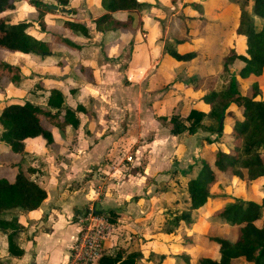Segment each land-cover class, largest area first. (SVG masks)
Returning <instances> with one entry per match:
<instances>
[{"label": "crops", "instance_id": "obj_1", "mask_svg": "<svg viewBox=\"0 0 264 264\" xmlns=\"http://www.w3.org/2000/svg\"><path fill=\"white\" fill-rule=\"evenodd\" d=\"M138 1L143 5L127 21L122 18L123 11L114 12V22L118 24L106 30H97L95 20L105 13L100 0H75L73 4L68 0L67 6L62 8L69 11L59 18L82 21L87 28V36L64 33L78 46L77 49L56 47L43 58L12 53L14 57L18 56L19 61L8 63L20 67L22 79L17 85L8 81L3 87L0 85V103L2 99L4 104L9 100H26L45 107L48 89L56 87L71 110L79 104L88 114L77 112L78 124L73 128L63 123L61 111L58 116L61 130L51 129L53 142L48 144L39 137L25 139L20 155L11 153L0 142V169L8 175L19 169L46 192V198L37 211L20 217L22 229L17 238L23 251L20 257L8 255L5 235L0 232V261L8 260L10 264H63L68 248L77 235L79 222L75 220L76 216L91 206L101 210V215H107L104 212L114 208L107 205L110 200L115 201L114 196H108V192L111 188L118 191L119 181L112 185L110 180L106 190L101 187L104 193L99 201L95 196H98L97 187H93L98 179L91 172L102 164L104 155L109 156L108 160L115 156L116 152L111 150L117 148L122 136L132 132H136L139 138L149 135L145 147L139 146L135 150H146L149 154L143 171L145 174L155 164L156 151L169 149L167 142H158L160 134L163 133L164 137L166 134L173 140L180 135H172L160 117L174 112L180 114L185 103H190L188 111L192 107L204 110L201 101L193 97L191 91L184 93L185 88L191 86L190 74L194 71L191 64L197 55L186 63H176L170 58L167 52L173 50H166L167 36L162 30L165 20L161 24L159 21L165 11L172 13L178 2L174 5L176 1L172 3L171 0ZM194 1L185 4L197 15L198 11L190 7ZM15 3V9L8 13L17 16V11L19 15L26 9L34 12L35 7L27 4L26 0ZM183 4L182 1L180 7ZM71 10L73 13H69ZM47 14L54 13L45 12L44 18ZM187 17V21L193 18L191 15ZM31 27L34 29L31 33L36 38L47 36L35 22ZM180 36L172 37V40H183L181 43L172 41L174 50L187 52L185 49L192 42V37L189 34ZM76 64L83 67V71L77 72L74 69ZM32 84H36L37 88L34 93L28 89ZM188 111L180 114L181 118ZM202 144L197 148L199 154Z\"/></svg>", "mask_w": 264, "mask_h": 264}, {"label": "trees", "instance_id": "obj_2", "mask_svg": "<svg viewBox=\"0 0 264 264\" xmlns=\"http://www.w3.org/2000/svg\"><path fill=\"white\" fill-rule=\"evenodd\" d=\"M16 1L0 0L2 53L31 54L43 58L49 56L56 47L77 49L78 46L69 40L67 34L87 36L84 22L61 18H52L47 22L44 18L45 12L54 13V9L40 1L31 0L37 9L35 24L41 32L47 34L45 38H36L30 31L34 29L29 22H9L2 15L13 11ZM54 1L60 7H65L68 3V0ZM206 1L196 0L190 3V7L199 12ZM216 2L218 4L219 0ZM142 5L138 0H100V6L105 13L95 20V28L106 30L118 24L114 22V12L123 11L122 18L127 21ZM236 5L239 11L237 33L244 37V53H229L224 60L226 63L239 61L241 66L235 72L238 78L254 80L240 92L236 88L234 76L230 75L225 88L210 90L199 98L203 106L209 107L207 113L192 107L183 120L177 112L160 117L172 135L182 132L190 135L196 131L214 134L212 139L204 137L199 168L186 183L183 182L186 198L180 206L183 210L182 217L189 224V232L186 233L185 239L177 237L174 240L179 238V242L172 244L187 250L185 254L180 253L183 264H189L190 261H194L193 264H230L233 259H240L245 264H264V98H257V78L261 76L264 68V0H251L249 7L246 0ZM174 41L181 43L183 40ZM194 53L175 50L167 52L176 63L192 60ZM74 69L79 73L83 71L79 64H76ZM21 79L20 67L4 61L0 56V82L6 80L12 85H17ZM61 111L63 123L73 128L78 124L75 116L77 112L88 114L79 104L71 110L63 102V95L56 87L48 89L45 107L26 100H9L0 107V142L4 143L11 153L18 155L23 153L25 139L39 137L51 144V129L61 130V123L58 121ZM207 118L210 120L208 123L204 122ZM225 136L229 138L228 141L223 139ZM219 179L228 184L232 181L238 185L242 184L245 188L244 194L240 198H230L225 193L210 196L212 187ZM211 197L220 203L212 212V217L219 220L218 224L225 232L235 229V239L229 241L222 236L205 235L203 239L216 246V255L210 256L201 252L194 257L189 254V250L194 245L201 247L195 243V220L188 219V212L199 210ZM45 198L46 192L34 181L26 178L21 170L16 169L12 175H8L0 169V232L5 235L9 256L20 257L23 253L17 240L19 230L22 229L20 217L25 213L37 211ZM93 211L101 213L97 208ZM104 213H108L111 220L118 216L112 209ZM155 246L154 250L157 252ZM167 246V242H164L159 250L162 251L164 247L168 250ZM141 253V248L136 251L118 248L111 254L104 252L96 261L97 264H136V261L142 258ZM0 264L10 263L3 260Z\"/></svg>", "mask_w": 264, "mask_h": 264}, {"label": "rangeland", "instance_id": "obj_3", "mask_svg": "<svg viewBox=\"0 0 264 264\" xmlns=\"http://www.w3.org/2000/svg\"><path fill=\"white\" fill-rule=\"evenodd\" d=\"M26 1L27 4L32 5L31 0ZM39 1L55 5L53 0ZM173 1H176L174 5L177 2L178 4L174 6V11H172H178V13L165 11V15L161 14L159 17L160 24L165 20L162 23V30H165L167 36L166 50L176 49L172 37L179 38L180 35L186 37L189 34L192 37V42L189 46H186L185 50L193 51L197 55V58L191 64L194 68V71L190 74L192 75L191 86L185 88L184 93L188 94L191 91L193 97L199 100L202 95L208 94L210 90L218 91L225 88L230 75L234 76L236 88L243 92L254 78L239 79L235 72L241 66V63L237 60L226 63L224 59L226 55L232 52L235 54L244 53V37L242 34L237 33L239 11L236 5L237 3L242 4L244 0H234V3L228 0H219L218 4L216 0H207L201 6V11L197 15L190 11L187 7L188 4H185L192 0ZM182 1L185 5L183 4L181 7L184 9L180 7ZM72 2H75V0H71ZM250 3L251 0H246L248 7ZM33 11L35 12L37 9L35 8ZM247 11L250 13V8ZM34 12L31 9H26L20 15L17 11V16L8 12L2 15L9 22L26 20L32 26V22H35L36 14ZM64 12L66 11L55 9L54 14L45 16V20L48 22L52 18L63 17ZM186 14L187 16L191 15L192 20L187 21L189 18ZM0 56L6 62L19 61L18 56L14 57L12 53L0 52ZM5 83L7 81L3 80L0 85L3 87ZM257 84L259 92L257 98H264V68L261 76L257 78ZM28 89L34 93L37 90L36 84H32ZM181 97L183 96L181 95ZM3 102H5L4 99L1 100L0 107L4 104ZM189 105L190 103H185L184 106L182 104L180 114L184 115L188 111ZM202 107L207 113L209 107ZM180 114L179 117L181 118ZM183 119L181 118V120ZM58 121H60V118H58ZM209 121L208 118L204 119L206 123ZM195 133L193 136L188 137L185 132H182L176 140L167 137L166 134H164L165 137L163 133L160 134L158 142H167L169 149L156 151L157 159H155L153 167L151 166L146 172L147 174H144L143 171L146 169L149 154L146 150L139 152H135V150L139 146L145 147L149 135L139 138L136 132H132L125 137L122 136L116 145L117 148L111 150L116 152L115 156L108 160L109 156L104 155L105 160L102 161V164L91 172L94 174L95 179H98L97 184L93 185V187H97L98 192V196L95 195L96 201H99L103 196V189L106 190V184L108 185L110 180L112 185L114 182L119 181L120 189L116 191V189L111 188L108 192V196H114L113 199H115V201L110 200L108 202V207H114L111 208L113 211L118 210V212H115L118 216L113 220L110 219L109 214H96L92 211L93 206L90 207L93 215L102 216L107 220L112 231H110L109 238L103 241L102 254L104 252L107 254L114 253L118 248L125 251H136L141 248L142 258L138 259L136 264H183L180 253L185 254L187 250L172 245L179 242V238L184 237L185 239L186 233L189 232V224L182 217L183 210L180 206L186 198L183 182L186 183L199 168L201 156L197 148L200 143L202 144L204 136L208 139L214 137V134L207 132L196 131ZM223 139L228 141L229 138L225 136ZM120 143L122 145L118 147ZM244 189L242 184L238 185L234 181L228 184L225 180L219 179L217 184L212 187L210 196L214 197L225 193L230 198H240L244 194ZM212 197L199 210L188 212V219L195 220L194 226L196 229L193 231L195 243L197 242L198 246L201 247L198 248L194 245L189 250V254L193 256L201 252L210 256L216 255V246L205 241L203 239L205 235H218L229 241L235 239V229L225 232L223 227L218 224L219 220L212 217L214 209L220 206L219 201L212 200ZM75 220L78 221V218L76 217ZM177 237H179L178 240H174ZM164 242H167L168 250L164 247L160 251L159 249H162L160 245ZM152 244L156 245L157 252H155ZM96 260L92 261L91 264H97ZM193 262L190 261L189 264H193ZM230 264L245 263L240 259H233Z\"/></svg>", "mask_w": 264, "mask_h": 264}, {"label": "built area", "instance_id": "obj_4", "mask_svg": "<svg viewBox=\"0 0 264 264\" xmlns=\"http://www.w3.org/2000/svg\"><path fill=\"white\" fill-rule=\"evenodd\" d=\"M91 208L78 214L77 236L69 246L63 264H91L102 254L103 241L110 234V226L102 216L92 214Z\"/></svg>", "mask_w": 264, "mask_h": 264}, {"label": "water", "instance_id": "obj_5", "mask_svg": "<svg viewBox=\"0 0 264 264\" xmlns=\"http://www.w3.org/2000/svg\"><path fill=\"white\" fill-rule=\"evenodd\" d=\"M49 7H51L52 9H59L60 11H69L68 9H65V8H57V6H55V5H50Z\"/></svg>", "mask_w": 264, "mask_h": 264}]
</instances>
